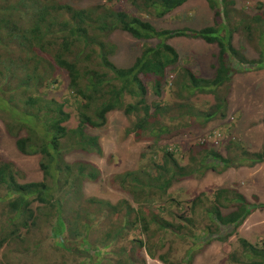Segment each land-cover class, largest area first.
Masks as SVG:
<instances>
[{"label":"trees","instance_id":"16d2710c","mask_svg":"<svg viewBox=\"0 0 264 264\" xmlns=\"http://www.w3.org/2000/svg\"><path fill=\"white\" fill-rule=\"evenodd\" d=\"M190 1L102 0L86 6L78 0H0V119L21 154L40 157L43 174L41 181L21 182L17 165L0 156V264H68L60 262L67 256L81 264H146L145 254L179 264L163 250L180 239L190 247L182 260L191 264L194 247L209 245L224 228L236 232L264 209L235 188L192 199L173 191L210 172L264 164V144L253 152L238 137L210 142L217 131L185 148L168 143L189 127L228 119L235 63L243 71L264 70V0H246L240 8L233 0H205L214 14L211 25L155 27L153 20ZM118 31L141 49L128 67L112 60L117 45L111 36ZM237 35L254 46L257 59L235 46ZM178 38L218 48L211 77L181 59L170 43ZM113 112L129 119L126 136L150 144L136 169L111 181L126 197L115 204L85 200L83 187L97 181L100 170L67 157L82 152L103 158L92 131L106 127ZM238 244L233 264H264V242L240 238Z\"/></svg>","mask_w":264,"mask_h":264},{"label":"rangeland","instance_id":"374dc122","mask_svg":"<svg viewBox=\"0 0 264 264\" xmlns=\"http://www.w3.org/2000/svg\"><path fill=\"white\" fill-rule=\"evenodd\" d=\"M78 1L80 5L93 6L101 3L102 0ZM233 1L240 8L246 0ZM213 18L214 14L205 0H193L165 19L152 22L158 29L200 30L211 25ZM111 41L117 45V53L112 57V60L120 67L132 65L141 54L137 41L124 32L114 33L111 36ZM170 43L180 53L181 59L191 60L189 66L193 70L199 71L201 76L208 78L213 75L211 64L215 62V56L218 53L216 46L191 38L173 39ZM234 44L238 49H244L243 52L249 60L258 58L254 46L239 38L238 35ZM233 67L235 74L229 96L228 119L210 122L204 126L205 128L201 126V129L197 125L189 127L182 134L170 137L168 143L179 142L185 148L198 142L202 134L217 131L216 137H213L210 142L217 138L225 141L231 137H238L253 152L262 148L264 144V70L243 71L237 63ZM57 95L61 96L62 94L58 92ZM205 99L210 98L198 97L196 100L205 101ZM108 120L106 127L92 131L100 137L104 148V157L73 152L67 157V161L68 163L90 161L100 170L97 181L85 183L83 187L85 200L86 198H98L115 204L126 196L119 192L114 185H111L112 179L127 170L136 169L141 153L150 142L138 141L134 135H125L126 129L130 127V122L123 113L113 112L109 115ZM225 124H227L226 127H224ZM75 126L76 122L71 120L70 127ZM220 129L222 133L219 134ZM221 152L224 156L227 155L225 149H221ZM0 156L17 165L23 174L21 176L23 179L19 181L33 182L43 179L40 157L21 154L15 145L14 138L7 133L5 123L1 119ZM221 187L238 189L251 203H264V164L253 168H232L222 174L210 172L203 178H192L177 184L173 191L181 192L183 198L192 199L201 193L210 194ZM1 207L2 204H0ZM240 238H244L252 244L264 242V209H256L236 232L231 233V229L224 228L209 245L202 242V245L194 247L196 252L191 264H233L230 261V256L233 252L240 255L241 252L238 249V239ZM174 239L176 240L175 237ZM201 240L205 241L206 238ZM117 241L120 244L121 237ZM189 245L191 246L190 241ZM189 248L184 243V239H180L173 243L169 242L163 252H168L173 261L187 264L182 259ZM45 253L46 251L42 255ZM187 257L186 255L184 259L187 260ZM145 259L146 264H164L159 260L151 259L146 254ZM63 260H67L68 264H81L68 256L61 257L60 262Z\"/></svg>","mask_w":264,"mask_h":264}]
</instances>
